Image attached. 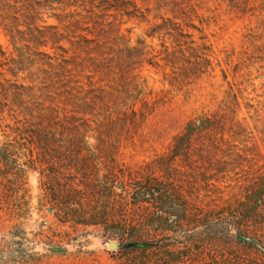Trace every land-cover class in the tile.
Wrapping results in <instances>:
<instances>
[{"label": "trees", "instance_id": "obj_1", "mask_svg": "<svg viewBox=\"0 0 264 264\" xmlns=\"http://www.w3.org/2000/svg\"><path fill=\"white\" fill-rule=\"evenodd\" d=\"M197 5L0 0L9 42H0V211L30 214L36 173L38 211L48 207L74 228L107 233L111 224L119 249L136 256L129 264H264V153L232 86L214 112L190 117L133 182L111 179L124 142L134 143L164 102L146 66L185 92L214 70L213 45L194 23ZM117 14L149 23L144 36L133 41L132 28L111 20ZM111 199L153 209L111 213Z\"/></svg>", "mask_w": 264, "mask_h": 264}, {"label": "rangeland", "instance_id": "obj_2", "mask_svg": "<svg viewBox=\"0 0 264 264\" xmlns=\"http://www.w3.org/2000/svg\"><path fill=\"white\" fill-rule=\"evenodd\" d=\"M244 1L234 7L229 0H193L200 15L194 23L204 30L213 45L215 60L214 70L192 84L188 92L173 90L164 81L161 70L146 66L144 73L149 87L158 92L163 90L165 98L156 114L148 119L141 136L134 143L124 142L118 160L111 162V179L118 177L123 181L118 185L133 182L130 179L134 172L150 167L153 160L167 152L172 136L190 117L214 112L231 86L241 96L240 118L246 117L264 153L261 140L264 136V0ZM115 19L124 22L123 30L132 28L133 41L144 36L149 26L118 14L111 17ZM155 21L152 17V22ZM200 34L195 31L196 38ZM0 42L5 47L9 45L3 31ZM147 42L157 50L161 48L157 39L147 38ZM248 104L253 107L249 109ZM257 109L260 116L252 118ZM30 184L33 198L29 215L14 218L0 211V264H129L135 259L136 256H127L119 247H110L111 241L118 243L111 236V224L107 233L100 227L74 228L59 224L48 207L44 213L38 211L36 207L42 196L38 174L30 176ZM113 202L111 199V213L134 214L153 209L145 205L134 210L129 203Z\"/></svg>", "mask_w": 264, "mask_h": 264}, {"label": "water", "instance_id": "obj_3", "mask_svg": "<svg viewBox=\"0 0 264 264\" xmlns=\"http://www.w3.org/2000/svg\"><path fill=\"white\" fill-rule=\"evenodd\" d=\"M110 247H111L112 249H116V248L119 247V244H118L116 241H111V243H110Z\"/></svg>", "mask_w": 264, "mask_h": 264}]
</instances>
